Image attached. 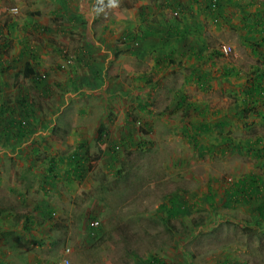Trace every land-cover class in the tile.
Segmentation results:
<instances>
[{
  "label": "rangeland",
  "instance_id": "rangeland-1",
  "mask_svg": "<svg viewBox=\"0 0 264 264\" xmlns=\"http://www.w3.org/2000/svg\"><path fill=\"white\" fill-rule=\"evenodd\" d=\"M211 2L214 3L213 0ZM226 2L225 0L224 3ZM228 6L229 10H223L224 15H220L215 9L207 12L204 17L216 29L221 30V36L212 35L217 40L213 45L215 49L220 44L232 48V39L234 41L241 37L239 31L229 29L234 21L231 23V20L228 22L225 18L230 14H234L233 17L236 15V19L240 18L238 27L239 23L244 27L249 23L250 34L253 27L264 19V0H231ZM14 9L18 13V9ZM179 21L182 20L179 18ZM257 34L259 35V28L253 33ZM259 38L260 35L256 37L260 41ZM251 44L256 47L254 43ZM58 46L59 55L56 59H63L62 68L70 67L72 53L68 47ZM133 48L139 50V46ZM109 50L112 52L113 48ZM129 54L131 52L127 55ZM147 54L144 58L142 55L139 58L129 55L128 63H137L138 60L141 64L138 71H142L146 79L142 80L143 84L154 83L157 90L153 96L146 93L143 110L133 103L125 113L128 115L127 119L134 122L127 130L131 137L126 140L120 137L117 141H112L113 136L111 135V139L106 133L101 139L104 142L101 149L97 148L100 145L97 138L94 143L95 152L90 154V158L95 159L100 174L96 173L94 176L92 173V176L81 180L73 179L66 185L63 179L46 185L42 174L48 168L50 160L55 158L49 149L55 145L57 134H51L45 139L35 135V140L32 138L30 143L23 144L20 141L21 144L2 148L8 158H14L15 166L10 167L8 174L3 173L4 169L0 171V177L5 179L3 186L6 187L2 198H7L0 199V211L3 214L10 211L20 215L32 213V223L28 222L36 225V230L41 229L40 245L35 247L39 253L35 252L34 264H58L66 247L70 248V264H104V258L121 259L124 264H128L138 256H144V250L149 244L141 231L152 227L156 235L154 238L160 242L159 252L168 258L173 256L184 259L187 264H264V217L256 213L264 205V111L260 110L264 94L259 97L254 94L249 96L250 81L253 79L251 71L262 68L260 57L264 55V45L257 46L254 53H242V58L233 65L238 72L235 76L216 75V85L206 83V96L202 95V100L207 99L209 104L205 109L185 105L183 108L173 107V101L178 97L163 94L162 90L181 78L180 73L174 70L177 62L170 63L162 56H156V53L155 57L150 52ZM233 54L223 58L215 53V58L231 64L235 61ZM65 55L71 60L68 65L63 64ZM48 62L52 65L55 61ZM155 62L158 64L155 65ZM155 66L158 72L148 71ZM132 71L128 70L129 73ZM153 72L157 76L152 75ZM199 74L195 73V83L200 81ZM132 77L133 75L127 78ZM183 84H187L186 81ZM192 90L187 88L181 93L196 99ZM65 91L72 92V85ZM33 93L31 92V117L39 112L36 102L38 98L32 96ZM58 94L59 92L54 91L46 96L55 98ZM107 110L110 111L108 114L104 108H96L92 113L94 116L89 117L107 114L112 118L119 114L113 112V109ZM260 111L263 113L262 117ZM48 112L49 110L47 115ZM189 118L195 119V125L203 124L191 129L184 124L185 121H190ZM21 119H26V116ZM216 119L218 121L215 122ZM203 127L207 132L201 129ZM102 129L99 127V130ZM212 132H216L218 137L206 139L207 133ZM200 133L206 134L204 138L200 137ZM45 143L49 147L47 150ZM33 148H38L37 158L32 153ZM26 155L29 156L25 158ZM32 159L36 163L34 170L43 171L35 174L34 170L30 172L27 169V160ZM250 175L262 178L261 187H257L258 192L229 198V194L225 193L229 186L226 178H232L236 182ZM23 176L25 182L7 191V187H12L8 185L13 179L22 180ZM209 178L215 179L214 182ZM215 185H218L217 189ZM185 195L188 197L185 198ZM141 197H146L151 206L142 208ZM172 197L177 198L175 205H183L176 215L169 212V200ZM215 199L218 200L217 203ZM40 200L42 208L39 209ZM141 212L146 215L145 219L139 215ZM90 216L99 222L97 231H92L87 225ZM39 220H42L41 224ZM4 221L0 219V233ZM7 221L12 224L15 219ZM18 224L24 225L20 221ZM12 227L16 228L15 225ZM91 231L97 234L93 236ZM19 232L24 233L20 229ZM28 233L24 237L14 234L19 240L16 244L21 254L28 247L27 242L30 245L31 239L37 234L31 231ZM7 251L8 245L0 242V264L27 263L25 260L11 261ZM32 251L26 249L28 255L34 253Z\"/></svg>",
  "mask_w": 264,
  "mask_h": 264
},
{
  "label": "crops",
  "instance_id": "crops-1",
  "mask_svg": "<svg viewBox=\"0 0 264 264\" xmlns=\"http://www.w3.org/2000/svg\"><path fill=\"white\" fill-rule=\"evenodd\" d=\"M224 1L215 0L212 3L211 0H118L116 6L113 7L109 5V0H0V29L2 31L0 35V171L4 169L3 173L8 174L10 167L15 166L14 158H8L6 151L2 148L7 149L11 144H21L20 141L23 144L30 143L35 135L45 139L51 134H57L55 145L49 149L55 155V161L58 162L56 170L68 169L72 165L69 169H76L75 173L78 178L79 176L82 178L92 176V173L94 176L96 173L99 175L100 169L96 167L95 161H90V163L88 161L92 160L90 154L95 152L94 143L97 138L100 141L97 148L103 147L101 132L104 131L110 138L112 135V141H117L120 137L124 140L131 137L127 134L129 129L127 124L131 122L125 113L131 109L133 103L143 110L146 93L153 96L157 90V87L154 88V83L143 84L142 80L146 79L143 77V72L138 71L141 64L138 60H136L137 63L129 64V55L136 58L142 55L144 58L145 54L148 55L147 53L150 52L153 56L156 53V56H162L167 61L171 60L172 63L176 61L177 64L170 65L176 66L174 70L180 73L181 78L178 79L180 84L178 81L173 82L168 88L162 90L163 94H173L178 97L173 101L175 108H183L185 105L189 108L196 106L205 109L209 104L207 99L202 100V95L206 96V83L216 85L218 83L216 75L235 76L238 72L233 65L242 58V53L252 51L254 53L257 46L264 45V19L253 27L252 34H250L249 23L245 24L247 29L242 23H239V28L237 22L240 18L236 19V15L233 17L234 14H230V18L227 16L225 19L228 22L231 20V23L234 21L237 26L233 24L229 29L235 30L234 32L239 31L241 35L234 41L232 39L231 42L235 61L227 64L220 58H215L216 49L213 45L217 40H214L212 35L221 36V30L216 29L204 17L207 12L215 11V9L220 15H224L223 10H229L228 5L231 0H226L227 4ZM14 7L18 9V13L10 14L7 8ZM175 12L177 14L174 16ZM179 18L182 21H179ZM257 28H259L260 41L256 39L258 34L253 35ZM3 42L7 43V48H1ZM251 43H254L256 47ZM58 45L68 47L72 53L73 61L70 67L62 68L63 59L60 57L56 59L59 55ZM134 46H139L140 51L138 48H133ZM111 47L112 52L109 50ZM129 52L131 54L127 55ZM260 58L258 59H260L262 68H254L251 71L253 79L250 81V89L258 86L260 94H264V76L261 78L264 74V55ZM48 61L55 62L51 65ZM157 64L155 62V65ZM225 64L227 66H224ZM156 67L148 71L158 72ZM128 70L133 71L129 73ZM196 72L200 73L198 77L200 81L197 83L194 79ZM36 73L44 74V80L37 81ZM151 74L157 76L154 72ZM132 75V78H127ZM184 81L187 84L184 85ZM70 85L73 91H65ZM187 88L193 89L196 99L181 93ZM54 91L59 92L55 98L46 96ZM31 92H34L32 96L38 98L36 102L38 103L37 108L39 107V112L33 114V117H31L32 106L29 108L31 103L23 100L27 95L32 102ZM260 106V110L264 111V102ZM96 108L99 110L104 108L107 114L110 112L107 109H113V112H119V114L112 118L107 114L100 117H89L94 116L92 113ZM48 110L49 115H47ZM261 111L260 117L263 116ZM23 116L29 117L28 129L18 130L16 122ZM189 119L190 121H185L184 124L191 129L195 126L201 127L203 124L195 125V119ZM99 127L103 129L99 130ZM201 129L207 132L204 127ZM204 135L206 134L200 133L201 138H204ZM210 137H218V134L216 132L207 133L206 139ZM48 148L45 143V149ZM7 152L10 154V151ZM74 155L88 159L87 166L80 164L76 167L75 162L70 161L71 156ZM27 167L29 168L28 164ZM22 178V180L13 179L8 185L12 187H7V191L25 182V177ZM256 178L258 181L255 185H261L262 178L258 176L250 175L242 179L244 192H247L252 180ZM209 180L214 182L215 179L209 178ZM4 182L5 179L0 177L1 200L7 199L2 198L6 188L3 186ZM215 187L217 189L218 185ZM225 193L229 194V191ZM176 199L172 197L169 200V212L173 215H176L175 211L178 212L183 208V205H175ZM200 200H202L201 197ZM182 201L184 199L180 200V203ZM215 201L217 203L218 200L215 199ZM41 202L42 200L38 202L39 209L42 208ZM141 202H143L142 208L151 206L146 197H141ZM152 210L154 211V208ZM139 215L145 219L146 215H142V212ZM31 217L32 213L20 215L10 211L3 214L0 211V219L5 220L0 233V242L8 245L7 256L11 261L25 260L26 264H34L35 252L38 251L35 247L40 245L41 229L36 230L37 226L30 224L32 223ZM7 219H15V221L10 224ZM18 221L24 225H19ZM41 222L42 220H39V224ZM13 225L16 228H13ZM26 226L29 227L26 228ZM19 229L24 233L21 234ZM30 231L37 232V234L34 239H31L30 245L27 242L28 247L21 254L16 244L19 241L17 236L24 237ZM116 231L122 234L119 228H116ZM14 234L17 236L14 237ZM141 235L145 237L149 246L144 250V256H138L128 264L175 262L187 264L184 259L161 255L160 242L154 238L156 235L153 227L143 228ZM188 246L192 247L191 244ZM26 249L33 250L34 253L28 255ZM181 250L184 251L182 248ZM122 261L124 260L104 258V264H124Z\"/></svg>",
  "mask_w": 264,
  "mask_h": 264
},
{
  "label": "trees",
  "instance_id": "trees-1",
  "mask_svg": "<svg viewBox=\"0 0 264 264\" xmlns=\"http://www.w3.org/2000/svg\"><path fill=\"white\" fill-rule=\"evenodd\" d=\"M11 9H13V8H7V11L10 13V14H16V13H12L11 12ZM0 35H2V31H1V29H0ZM3 40H5V38L3 39ZM9 46V45H8ZM1 48H7V43H2V45H1ZM170 63H172V61L171 60H168ZM264 76V74L261 76V78ZM44 78H45V76H44V74H41V73H39V74H35V79L37 80V81H43L44 80ZM252 94H254V95H257V97H259L261 94H260V88L257 86V87H254V88H252L251 89V93L249 94V96H251ZM28 96L26 95V97L25 98H23V100H24V102H26V103H31L30 104V106H29V108L31 107V106H33V101L32 102H30V100L27 98ZM23 118V117H22ZM28 119H29V117H27L26 116V119H19V120H17V122H16V124H18V130L19 129H21V130H26V129H28ZM130 122L131 123H134L132 120H130ZM136 123V122H135ZM130 124H128V126H129ZM100 136H101V139H103L105 136H106V134H105V132L104 131H102L101 132V134H100ZM16 137H20V136H16ZM38 148H33V150H32V153H34V155H35V157L38 155V150H37ZM29 155H26V156H24L25 158L26 157H28ZM37 158V157H36ZM56 159H52V160H50V162H49V164H48V168H46L45 170H44V174H42V176H43V178H44V180L46 181L45 182V184L46 185H49V183H50V185H52V184H54V182H56V181H58V180H64L65 182H64V185H66V184H68V183H70L71 182V180H73V179H77L78 178V176H77V174L75 173L76 172V169H74V170H72V169H69V168H71L72 167V165L68 168V169H63V170H56V165H57V163L58 162H56L55 161ZM72 160V161H71ZM93 160H95V159H92V160H89L88 161V159H86V158H80L79 156H77V155H74V156H71V158H70V161L71 162H75V166L76 167H78V165H87V161L90 163V161H93ZM27 164L29 165V170H30V172H33V170H34V168L36 167L35 165H36V163H35V160H27ZM29 172V173H30ZM34 173L35 174H37V173H40L39 172V170H34ZM35 177H37V175L35 176ZM79 178H82V176H79ZM243 179V178H242ZM242 179H240V180H237L236 182H235V180H234V184H232V185H229L228 186V191H229V197H232V198H235V197H243V196H246V195H249L250 194V192H252V194H255L256 192H258L257 191V187L258 188H260L261 187V185H255V183H257V178L256 179H254V180H252V184H251V187L254 189V190H252V188L251 187H249L248 188V190H247V192H245L244 193V189H243V183H242ZM241 181V182H240ZM248 181V180H247ZM245 183H246V181H244ZM263 208V209H262ZM179 211V210H178ZM175 214H177V211H175L174 212ZM256 213L258 214V216H260V215H263V217H264V205L263 206H261L258 210H256ZM52 214H54V212L52 213ZM90 220L88 221V227H89V229H91L92 231H97L98 230V227L99 226H95V227H92L91 226V223L93 222V221H97V219H94V217L93 216H90ZM98 222V221H97ZM98 225H99V222H98ZM91 231V232H92ZM95 234H97L96 232H92V235L93 236H95Z\"/></svg>",
  "mask_w": 264,
  "mask_h": 264
},
{
  "label": "built area",
  "instance_id": "built-area-1",
  "mask_svg": "<svg viewBox=\"0 0 264 264\" xmlns=\"http://www.w3.org/2000/svg\"><path fill=\"white\" fill-rule=\"evenodd\" d=\"M213 1H215V0H213ZM11 12L12 13H16L17 11H16V9L13 8V9H11ZM176 14L177 13L175 12L174 15H176ZM215 51H216L217 55L222 56L223 58H228V57H230L233 54V49L231 47L225 45V44L218 45V47L216 48ZM64 63L66 65L71 63V60H70L69 57H67V55H65V60H64L63 64ZM226 183L228 185L234 184L232 178H226ZM91 226L92 227L98 226V222L97 221H93L91 223ZM69 253H70V248L66 247L64 249V255L62 257V260L58 264H70L69 257H68L70 255Z\"/></svg>",
  "mask_w": 264,
  "mask_h": 264
},
{
  "label": "clouds",
  "instance_id": "clouds-1",
  "mask_svg": "<svg viewBox=\"0 0 264 264\" xmlns=\"http://www.w3.org/2000/svg\"><path fill=\"white\" fill-rule=\"evenodd\" d=\"M118 2V0H109V5L110 6H116V3Z\"/></svg>",
  "mask_w": 264,
  "mask_h": 264
}]
</instances>
